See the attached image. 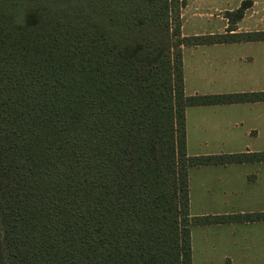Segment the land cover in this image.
Listing matches in <instances>:
<instances>
[{"label": "trees", "instance_id": "1", "mask_svg": "<svg viewBox=\"0 0 264 264\" xmlns=\"http://www.w3.org/2000/svg\"><path fill=\"white\" fill-rule=\"evenodd\" d=\"M183 0H0V264H192L191 227L264 212L191 216L188 169L264 161L191 156L185 108L264 91L184 92L182 48L264 41L182 36Z\"/></svg>", "mask_w": 264, "mask_h": 264}, {"label": "crops", "instance_id": "2", "mask_svg": "<svg viewBox=\"0 0 264 264\" xmlns=\"http://www.w3.org/2000/svg\"><path fill=\"white\" fill-rule=\"evenodd\" d=\"M251 7L252 5L246 9L239 21L245 19L246 12ZM181 17L183 18V14ZM222 19V31L225 32L228 22L226 18ZM183 29L182 23L181 34L187 36ZM236 31L247 30L236 24ZM205 34L220 33L205 31ZM255 45H260L256 48L263 49L264 41L183 47L184 92L187 80H192L195 86L194 91L185 94H227L244 90L228 87L238 82L247 84L254 82L258 77L261 78V73L254 65ZM239 62L242 64L239 65ZM220 81L226 84V89L203 91L196 87L201 85L213 88L210 82ZM249 90L251 91L242 92L264 91V87ZM185 130L186 150L191 156L207 155L201 154L204 152L198 149L202 144L245 146L248 143L264 141V101L186 107ZM190 146L198 150L190 152ZM260 151H250L246 148L243 152ZM214 152L211 154H219ZM188 187L191 216L264 212V161L190 167ZM190 241L192 264L194 251L197 257H208L213 262L224 259L228 263L264 264V220L192 226ZM230 258L235 259L231 261Z\"/></svg>", "mask_w": 264, "mask_h": 264}, {"label": "rangeland", "instance_id": "3", "mask_svg": "<svg viewBox=\"0 0 264 264\" xmlns=\"http://www.w3.org/2000/svg\"><path fill=\"white\" fill-rule=\"evenodd\" d=\"M242 0H183L182 7L180 9V17L183 14V18L181 17V24L184 25V33L188 35H193L194 33L205 34L206 32H214V33H222L224 22L222 18H225V12L228 10H234L238 7L239 3ZM228 22V21H227ZM237 26H241L243 29L247 31H261L264 30V0H252V7L249 11L246 12L245 19L236 23ZM229 25V23H228ZM226 30V29H225ZM255 45L253 51L256 53L254 55L255 61L254 65L261 73V78H257L254 82H248L247 84H238L230 85L228 88L234 89H244L238 90L236 92L242 91H251L252 89H259V87H264V47L263 49L256 48ZM264 46V45H263ZM189 57L187 53V63L189 64ZM242 62H239L241 65ZM238 67V66H237ZM258 72V73H259ZM213 88H206L201 85H196L197 88L202 89L203 91H211L215 89H226L222 81L220 82H210ZM250 87V88H249ZM195 86L192 80H187L186 82V91L190 93L194 91ZM202 94H210V93H202ZM245 145V144H243ZM249 149L250 151H263L264 150V141H257L253 143H248L245 146L235 145V146H221V145H204L202 144L198 149L201 154H211L219 153V154H228L230 152L238 153L243 152L245 149ZM197 149V150H198ZM192 146L189 147V151H197ZM213 151V152H210ZM191 155V154H189ZM231 261H234L235 258H230ZM193 264H238L237 262H226L224 259L217 262L210 261L208 257H197L194 251ZM260 264V263H256Z\"/></svg>", "mask_w": 264, "mask_h": 264}]
</instances>
